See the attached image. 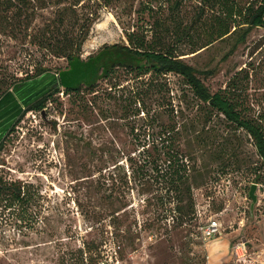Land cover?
Returning a JSON list of instances; mask_svg holds the SVG:
<instances>
[{
  "label": "rangeland",
  "instance_id": "rangeland-1",
  "mask_svg": "<svg viewBox=\"0 0 264 264\" xmlns=\"http://www.w3.org/2000/svg\"><path fill=\"white\" fill-rule=\"evenodd\" d=\"M141 1L122 0L103 8L80 50L83 61L105 46L127 44L129 31H143L142 26L149 18L139 15ZM185 1L188 6L184 13L191 15L197 0ZM52 19L53 14L46 11L14 32H0V141L21 118L0 151V176L40 184L48 196L47 206L64 216L66 222L62 225L70 224L84 236L103 238L105 256L99 264H208V255L219 244V249L229 246L221 252L224 264L250 261L260 264L264 259V181L258 184V201L253 203L250 197L255 171L262 170L260 158L246 131L230 128L224 116L214 112L207 126L209 130L205 134L211 137V148L182 140L184 150L197 154L195 165L205 179L199 180L194 188L196 210L200 209L202 216L196 212L192 220L180 223L179 214L171 211L175 202L173 193L163 189L161 180L149 179L143 165L134 164L139 174L130 166L128 158L142 159L152 137L149 138L147 113L134 116L136 105L131 102L129 89H123L135 81H131L133 75L126 69L118 68L109 79L100 80L94 92L85 87L79 93L58 92L48 104L46 118L42 112L25 110L55 83L73 87L93 83L110 63L98 57L85 66L73 58L71 68L65 69L67 59L54 55L49 45ZM263 37L264 29H255L248 42L226 61L222 59L230 48L226 42L188 53L183 58L200 70H213L212 75L201 74L213 92L224 87L236 70L255 58L261 64L255 63L259 66L251 91L255 98L264 100V51L252 54V47ZM174 46L176 52H187L184 45ZM129 59L120 54L115 61ZM40 63L54 72L64 70L60 77L48 74L13 86L27 74H33ZM116 82L121 86L114 89L112 85ZM154 86L144 96L145 112L170 108L173 104L175 109L182 110L179 120L184 123L185 132L204 126L210 109L194 96L181 76L174 73L161 76L155 79ZM105 116L118 119L106 120ZM134 124L136 130L132 133ZM88 145L96 149L95 157L85 149ZM112 172L128 181L124 192L116 193L120 196L117 206L121 208L124 225L118 230L106 222L96 230L80 212L78 201L85 204L91 200L97 204L99 193L93 189L105 179L111 184ZM212 216L220 220L223 230L209 243L201 237L200 226ZM131 225L132 239L122 244L113 233ZM23 238L0 216V264H54L49 252L41 253L36 247L25 245L36 243L37 239ZM226 239L228 245L224 244ZM217 240L220 241L214 243ZM240 240L247 242L249 262L231 259L230 243Z\"/></svg>",
  "mask_w": 264,
  "mask_h": 264
},
{
  "label": "trees",
  "instance_id": "trees-1",
  "mask_svg": "<svg viewBox=\"0 0 264 264\" xmlns=\"http://www.w3.org/2000/svg\"><path fill=\"white\" fill-rule=\"evenodd\" d=\"M121 1L0 0V32H14L46 11L53 14V19L50 21L52 42L49 45L54 55L67 59L68 66L65 69L71 68L73 58H77L85 66L93 58L98 57L110 62L102 75L93 83L76 87L55 83L48 91L32 101L25 110L46 111L54 95L60 91L64 94L79 93L85 87L94 92L100 80H107L116 69L124 68L133 75L131 81L135 80L133 85L123 84V89H129L131 102L136 105L133 115L147 113L149 138L152 137L150 147L145 148L142 159H139V156L138 159L128 158L131 162L130 166L133 167L135 174H139L134 164L143 165L145 167L143 172L149 176V179L161 180L163 189L173 193L175 202L171 211L179 214L180 223L190 221L196 215L194 188L199 185V180L205 179V175L200 173L195 165L197 154L193 150H184L182 140L185 139L190 143L198 142L205 149L211 148L213 144L211 137L205 133L209 130L207 126L214 112L224 116L230 128H241L252 138L262 169L259 172L255 171L254 183H263L264 100L255 98L251 91L253 78L261 62L258 63L253 58L245 67L236 70L224 87L213 92L201 77V74H214L213 70H200L188 63L183 56L208 49L218 42H226L230 48L222 59L228 60L241 45L248 42L255 29H264V0H197L191 15L184 13L188 6L185 0H142L138 9L139 15L141 18H149L142 26L143 31L137 29L129 31L126 34L127 44L105 46L97 54L83 61L80 50L93 24L100 18L103 8L112 7ZM171 41H175L174 44H171ZM175 44L184 45L183 50L187 52H176L173 48ZM263 51L264 37L252 47V54ZM120 54L131 59L115 61ZM62 70L64 69L54 72L40 63L35 67L33 74H27L13 86L48 74H56L60 77ZM170 73L181 76L194 96L209 107L210 111L207 113L210 114L206 115L201 129L185 132L184 123L179 120L182 110L175 109L173 104L170 108L166 106L161 110L145 112L144 96L155 88L156 78ZM119 86L121 84L117 82L112 85L114 89ZM10 89L3 93H8ZM111 117L114 120L117 118L105 116L104 119L108 120ZM20 120L21 118L16 123ZM16 123L1 139L0 151L6 137L15 130ZM135 125H132V133L136 130ZM85 149L91 156L97 155L92 145H88ZM116 173L110 174L111 184L105 179L103 183L94 187L93 190L99 193L97 204L91 200L82 204L77 200L80 212L92 222V228L96 230L106 222L118 230L119 226L124 225L120 218L121 208L117 206L120 196L116 193L124 192L128 181L125 182L119 173L114 176ZM47 201L48 196L43 192L40 184L0 176V216L17 231V235H22V238L30 236L32 239H37L36 243L27 242L26 246H34L41 253L49 252L54 264H99L105 256V250L102 248L103 238L99 239L93 235L84 236L81 232L75 231L72 225H62L66 222L64 216H61L59 211L50 209ZM132 227L133 225L113 235L115 234L118 241L123 244L132 239ZM16 239L14 238V241Z\"/></svg>",
  "mask_w": 264,
  "mask_h": 264
},
{
  "label": "built area",
  "instance_id": "built-area-1",
  "mask_svg": "<svg viewBox=\"0 0 264 264\" xmlns=\"http://www.w3.org/2000/svg\"><path fill=\"white\" fill-rule=\"evenodd\" d=\"M196 212H199L198 214L202 216L201 210H196ZM223 230V224L220 222V220L212 216L210 217L206 222H203L202 225L200 226V231H201V237L205 242L208 240L212 239L215 236H218L222 234ZM233 252H234V257L237 261L239 262H246L248 260V245L245 240H240L236 242L233 245ZM249 262V261H247ZM249 264H255L253 261H250ZM260 264H264V262H261Z\"/></svg>",
  "mask_w": 264,
  "mask_h": 264
},
{
  "label": "crops",
  "instance_id": "crops-1",
  "mask_svg": "<svg viewBox=\"0 0 264 264\" xmlns=\"http://www.w3.org/2000/svg\"><path fill=\"white\" fill-rule=\"evenodd\" d=\"M209 241V243H212L213 242V238L211 239V240H208ZM218 241H220V240H217L216 242H214V243H217ZM213 243V244H214ZM207 244V243H206ZM224 244H226V245H228L229 244V242H227V239L225 240V242H224ZM211 245V244H210ZM230 245H231V251H232V253H233V258H231L232 259V261L233 260H235V257H234V252H233V245L234 244H231L230 243ZM207 246V245H206ZM221 245L219 244V245H216L215 246V249H212L211 250V253L208 255L209 256V260H208V264H224V262H223V260H222V251H226V250H228V248H229V246H227V247H225V248H221V249H219V247H220ZM207 248V247H206ZM207 250H208V248H207ZM255 250H258V248H257V246H255ZM216 255V256H215ZM228 261H230V260H227V262ZM262 262H264V259H262L261 260ZM226 263V262H225Z\"/></svg>",
  "mask_w": 264,
  "mask_h": 264
},
{
  "label": "water",
  "instance_id": "water-1",
  "mask_svg": "<svg viewBox=\"0 0 264 264\" xmlns=\"http://www.w3.org/2000/svg\"><path fill=\"white\" fill-rule=\"evenodd\" d=\"M43 116L46 118V111L43 110L42 111ZM257 189H258V184L257 183H253L250 189V197L253 200V203H256L258 201V195H257Z\"/></svg>",
  "mask_w": 264,
  "mask_h": 264
}]
</instances>
